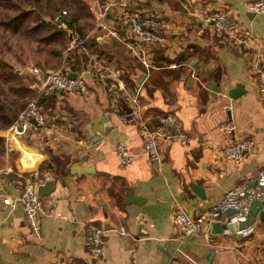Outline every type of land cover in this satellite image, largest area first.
Wrapping results in <instances>:
<instances>
[{
  "label": "crops",
  "instance_id": "obj_1",
  "mask_svg": "<svg viewBox=\"0 0 264 264\" xmlns=\"http://www.w3.org/2000/svg\"><path fill=\"white\" fill-rule=\"evenodd\" d=\"M96 1L99 30L90 32H97L95 50L86 49L84 59L82 48L71 46L80 53L77 67H69L73 56L60 65L74 72L86 66L87 89H57L42 96L48 115L43 135L0 130L5 142L0 152V264H55L63 255L73 264H264V197L256 216L234 220L233 213H226L221 222L229 225L222 231H213V221L181 244L174 220L178 209L194 215L209 210L228 187L253 181L264 166V93L257 87L252 46L201 24L210 9L224 7L259 45L264 13L250 10L247 0ZM97 6L91 7L95 13ZM131 10L166 18L167 39L137 41L120 20ZM109 27L118 28L120 36ZM127 39L149 51L150 69L130 53ZM98 60L116 65L119 74L98 69ZM141 71L146 75L138 84ZM119 77L125 90L116 84ZM234 86L243 88L236 97L230 94ZM138 87L141 113L124 120L121 113L132 106ZM168 112L182 119L189 141L165 143L162 158L152 160L139 123L145 119L153 127ZM230 118L236 122L233 132L221 126ZM243 136L255 137L257 146L236 163L223 147ZM118 141L134 153L126 164L117 156ZM27 177L39 183L55 180L42 195L41 237L32 233L18 198ZM192 181L204 186L205 197L194 191ZM130 189L139 202H125ZM89 220L110 224L108 243L98 256L85 245Z\"/></svg>",
  "mask_w": 264,
  "mask_h": 264
},
{
  "label": "built area",
  "instance_id": "obj_2",
  "mask_svg": "<svg viewBox=\"0 0 264 264\" xmlns=\"http://www.w3.org/2000/svg\"><path fill=\"white\" fill-rule=\"evenodd\" d=\"M247 6L254 12L264 13V0H247ZM66 9L61 10L53 16V20L59 27H66V21L63 15ZM122 26L126 32L133 35L137 41L144 40L146 42H164L167 39L168 21L158 13H140L137 10L126 11L121 17ZM202 25H211L214 33L220 37H226L235 43H243L252 46L253 69L256 73V82L258 90L264 93V51L263 40L260 44H256L257 38L255 34L247 28L242 27L239 22L224 7H214L210 9L201 21ZM110 32L115 36H120L118 28L109 27ZM129 40V39H127ZM83 38L73 37L71 46H80ZM130 53L136 56L146 67L150 69L153 64L150 60L147 49L139 42L129 40L127 42ZM98 69L106 68L108 72L119 74L116 65L104 64L97 61ZM39 83V91L28 99L26 105L19 111L18 115L9 124L8 128L23 133L26 136L43 135L47 132L48 115L45 111L42 96L52 90L64 89L67 91H85L87 89V71L86 66L75 72V76L68 75L61 68H42L38 65H30ZM59 70H63L62 73ZM116 84L123 90L126 84L119 77L116 78ZM132 106L125 109L121 113L124 120H131L138 117L141 113V103L139 99V87L136 92L131 94ZM144 133V150L152 160H160L162 158V147L167 142H179L187 144L189 136L184 128L182 119L175 113L168 112L160 115L159 122L151 127L145 119L139 123ZM227 132H233L236 122L233 118L228 119L221 125ZM50 128V127H49ZM257 141L253 136H243L232 140L224 145L223 150L226 156L233 159L236 163H242L248 152L255 150ZM116 153L120 162L126 164L130 162L134 153L123 142H116ZM39 181L32 177L24 179L20 196L18 197L24 207L27 222L32 233L36 237H41V218L45 212L42 195L38 191ZM264 197V166L257 172L254 180L243 179L234 185L228 187L221 199L215 203L209 210L200 214H192L191 212L178 209L174 212V220L179 227V242L187 241L202 230L207 228L215 220H221L226 214L228 208L236 209L232 214L234 220H244L250 215L252 202ZM10 201L9 196L3 198ZM85 245L90 254L98 256L103 253L104 246L108 243L109 236L103 225L93 220L84 223ZM177 245L179 250L181 246ZM55 264H73L72 260L67 256H60Z\"/></svg>",
  "mask_w": 264,
  "mask_h": 264
},
{
  "label": "trees",
  "instance_id": "obj_3",
  "mask_svg": "<svg viewBox=\"0 0 264 264\" xmlns=\"http://www.w3.org/2000/svg\"><path fill=\"white\" fill-rule=\"evenodd\" d=\"M5 2L3 4L8 8V12L0 16V51H2L4 46L10 49L12 44L11 41L10 45L8 43L10 35L18 34L28 40L34 39L38 42L53 44L47 50L60 56L63 51L61 48L56 47V44H64L63 41H58L64 40L65 37L71 38L69 33L70 28L73 31V37L83 38L80 47L82 48L81 54H83L84 59H87L89 56V52L86 49L89 48L91 51L95 50L92 49V45H95L98 41L97 32L90 34L87 29L93 28L94 31L96 29L99 30L97 21H90L87 18L82 19L84 16L94 17L93 10L88 1L5 0ZM63 9H66V13L63 15V19L66 21V27H59L53 20V16ZM79 54L76 48H70L64 54V57L60 59V62L46 66L44 64L45 62L40 61L36 65L44 69L61 68L66 70L68 68L60 65L66 59L73 56L69 62V67L76 68L79 63ZM24 78L14 63L0 54V129L9 126L19 111L25 106V95L29 91L35 90L31 81L26 82ZM41 102L43 103V99H41ZM4 148V135L0 134V152Z\"/></svg>",
  "mask_w": 264,
  "mask_h": 264
},
{
  "label": "rangeland",
  "instance_id": "obj_4",
  "mask_svg": "<svg viewBox=\"0 0 264 264\" xmlns=\"http://www.w3.org/2000/svg\"><path fill=\"white\" fill-rule=\"evenodd\" d=\"M86 1H88V3L90 4V7H92L95 3L97 6L96 0H86ZM0 3H1L0 4V16H3L5 13L8 12V8L6 7V5L3 4V3H6L5 0L0 1ZM97 8L98 10H95L96 13L94 12L93 8H91L93 10L94 17L84 16L82 19L84 20L87 18L90 21H98V15H99L100 9L98 6ZM0 30H1V26H0ZM87 30H89V32H93V28L92 29L89 28ZM10 41L12 43L11 48L8 49L6 46H4L2 51H0V54L6 57L12 63H14L17 70L20 73H22V75L25 77L24 81L27 82L30 80L31 84L38 85L39 84L37 82L38 78L36 74L32 70H30L29 66L36 65L40 61L45 62L44 64L46 66L53 65V64L60 62V59L64 57V54H66L70 50L71 43L73 42V37H71L70 39L65 37L64 40L58 41V42H61V41L64 42V44H56V47L61 48L63 51L60 56H57L55 53H51L47 50L48 47L53 45L50 43L47 44L44 42H38L37 40H34V39L28 40L18 34L17 35L11 34L8 40L9 45H10ZM37 91L39 90L35 88V90L29 91L25 95L26 103L28 99L31 98ZM26 103L24 105H26Z\"/></svg>",
  "mask_w": 264,
  "mask_h": 264
},
{
  "label": "water",
  "instance_id": "obj_5",
  "mask_svg": "<svg viewBox=\"0 0 264 264\" xmlns=\"http://www.w3.org/2000/svg\"><path fill=\"white\" fill-rule=\"evenodd\" d=\"M69 33H70V36L73 37V31L72 29L70 28L69 29ZM263 68H264V62H263ZM60 73L63 72V70H59ZM68 75L70 76H75V72L74 71H71V70H67L65 71ZM146 75V72L145 71H141L137 76H136V81L138 84H140L143 80V78L145 77ZM34 87L39 90L40 87L39 85H36L34 84ZM243 91V88L241 86H234V87H231L230 88V94L234 97L238 96L241 94V92ZM99 138V137H98ZM96 139V138H95ZM94 139L91 137V141H93ZM190 185L191 187L194 189V191L199 195V196H202V197H205V188L203 185H200L198 183H195V182H190ZM55 186V180L53 178H48L46 179L44 182H40L38 184V191L41 195H44V194H47L49 193ZM133 201H136V202H139L140 201V198L137 196V195H134L133 194V190L130 189L126 199H125V202H133ZM263 205V202L260 198H257L255 199L253 202H252V205H251V209H250V215H252V217L256 216L257 212L259 211V209L262 207ZM236 212V209L234 208H228L226 210V213L227 214H232ZM231 224V223H230ZM229 225V223H226V222H221V220H216L212 223V227H213V231H222L225 227H227ZM110 226V224L108 223L107 220H105L103 222V227L105 229H107L108 227Z\"/></svg>",
  "mask_w": 264,
  "mask_h": 264
}]
</instances>
